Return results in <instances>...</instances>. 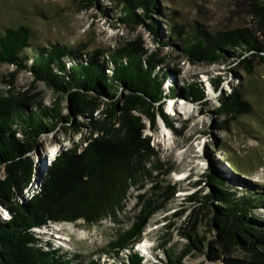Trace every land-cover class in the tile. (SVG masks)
Segmentation results:
<instances>
[{
	"label": "trees",
	"instance_id": "1",
	"mask_svg": "<svg viewBox=\"0 0 264 264\" xmlns=\"http://www.w3.org/2000/svg\"><path fill=\"white\" fill-rule=\"evenodd\" d=\"M83 1L93 4V0ZM124 1L122 22L146 25L162 46L181 44L199 63L234 57V62L251 73L255 58L264 61V43L256 36V32L264 36V0H251L253 31L238 28L204 32L196 27L193 36L186 37L182 27L176 25L169 29L175 44L159 38L156 21L147 25L134 12L140 8L145 16L148 12L159 14L157 0ZM33 36L29 26L6 28L0 35V65L26 70L32 74L33 84L41 81L54 93L52 103L42 105L35 104L26 91L16 95L12 90L0 92V210L11 216L8 220L0 214V264H104L92 259L79 263L78 254L67 256L61 249L52 248L46 240L48 233L39 229L52 230L55 223L78 219L96 224L108 218L120 224L119 214L124 211L130 190H144L150 183L138 197L130 225L118 229L105 248L114 260L108 264H146L144 254L135 247L143 239L150 218L174 198L177 190V182L159 180V175L163 171L167 175L171 168L164 169L152 137L144 134L145 119L156 130L158 116L168 129L179 131L165 111V101L176 96L169 84L172 74L161 65L162 60L156 59L158 52L146 55L134 43L126 42L106 54H81L60 42L32 45ZM213 83L221 86L223 79L216 78ZM196 85L187 84L184 90L201 99L204 88ZM244 101L235 89L221 100L216 112L227 117L246 113ZM63 104L67 113L62 112ZM226 126V120L221 121L220 127ZM58 128L68 132L89 128L83 140L86 145L76 142L59 152L41 173L38 193L21 201L37 174V162L31 153L41 145V137ZM231 169V174L238 177L240 170ZM238 180L241 188L232 187L218 177L217 168H207L196 185L209 184L210 192L200 195L193 191L186 201L194 208L208 206L212 212L210 226L216 234L209 249L204 250L203 237L183 233L189 241L186 249L175 257L167 253L169 264H184L182 259L191 247L205 251L208 259L218 264H264V218L255 213L264 206V196L251 181ZM185 211L175 216L181 217ZM237 251L246 255L235 257Z\"/></svg>",
	"mask_w": 264,
	"mask_h": 264
},
{
	"label": "rangeland",
	"instance_id": "2",
	"mask_svg": "<svg viewBox=\"0 0 264 264\" xmlns=\"http://www.w3.org/2000/svg\"><path fill=\"white\" fill-rule=\"evenodd\" d=\"M157 1L161 9L159 14L148 12L149 16H145L140 8H135L134 12L141 15L147 25L156 21L159 38L169 39L172 43L169 29L176 25L182 27L186 37H192L196 27L204 32L255 29L251 0ZM124 9V0H93L91 5L83 0H0V35L5 33L6 28L29 26L34 33L32 45L47 46L60 42L81 54H106L128 42L134 43L146 55L158 52L156 59L162 60L161 65L169 68L172 74L169 84L176 93L174 98L165 101V111L179 131L169 129L171 135L168 136L162 127V124L167 125L158 116L156 130L151 127V121L145 119L144 134L152 137L151 143L159 152L160 161L165 164L164 169L171 168L167 175L163 171L159 180L177 182V190L174 198L165 202L145 227L140 242H146L147 248L140 249L138 245L135 250L144 254L146 264H169L167 253L175 257L186 249L189 241L183 233L192 232L203 237L206 240L204 250L209 249L208 245L216 234V230L210 226L212 212L208 206L194 208L188 206L186 201L193 191H198L200 195L210 192L209 184L196 185L207 168H217L218 177L232 187L241 188L238 178L249 180L264 196V61L255 58L251 73L234 62V57L216 63H199L185 53L181 44H177L178 47L171 44L162 46L146 25L122 22L120 19ZM256 36L264 43L262 34L256 32ZM27 52L30 53L29 49ZM219 77L223 83L216 87L213 82ZM32 79V74L26 70L19 71L10 64L0 65V92L12 90V94L16 95L26 91L35 104L50 105L53 91L41 81L33 84ZM191 83L204 88L203 98L197 99L184 90L185 85ZM235 89L241 92L247 104L246 113H238L233 117L220 115L216 109L220 107L221 100ZM170 105L174 111L169 109ZM62 112L67 113L65 104ZM224 120L227 122L226 129L220 127ZM185 125L187 127L182 130ZM89 130L85 128L80 132H68L58 128L41 137V145L31 153L37 162V174L21 201L38 193L41 173L59 152L71 148L76 142H82L83 147L86 145L83 140ZM231 166L240 170L238 177L231 174ZM149 186L150 183H147L144 190L136 187L130 190L124 211L119 214L122 220L120 224L108 218L96 224L78 219L55 223L51 225L52 230L45 227L39 232L49 233L46 240H50L52 248L61 249L67 256L78 254L79 263H88L91 259L104 264L113 262L105 250L106 245L115 238L118 229L130 225L131 216L137 209L138 197ZM183 211L181 217L175 216ZM255 213L264 218V206L255 209ZM170 224L172 226L166 228ZM119 255L123 256L121 253ZM245 255L242 251L234 252L235 257ZM182 262L218 264L209 260L205 251L199 252L193 247Z\"/></svg>",
	"mask_w": 264,
	"mask_h": 264
},
{
	"label": "bare ground",
	"instance_id": "3",
	"mask_svg": "<svg viewBox=\"0 0 264 264\" xmlns=\"http://www.w3.org/2000/svg\"><path fill=\"white\" fill-rule=\"evenodd\" d=\"M169 109L172 110V111H174L172 105H170ZM162 127H163V131H164L168 136H170V135H171V132H170V130L167 128V126H164V125L162 124ZM5 214L7 215V212H5ZM147 246H148V244H147L146 242H144L143 244H141V242L139 243V247H140V249H141V248H147Z\"/></svg>",
	"mask_w": 264,
	"mask_h": 264
}]
</instances>
